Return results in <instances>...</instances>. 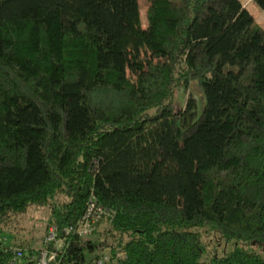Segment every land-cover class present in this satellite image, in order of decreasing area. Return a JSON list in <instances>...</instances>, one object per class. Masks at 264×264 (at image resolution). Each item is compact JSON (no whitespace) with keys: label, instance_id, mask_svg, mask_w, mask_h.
Listing matches in <instances>:
<instances>
[{"label":"trees","instance_id":"obj_1","mask_svg":"<svg viewBox=\"0 0 264 264\" xmlns=\"http://www.w3.org/2000/svg\"><path fill=\"white\" fill-rule=\"evenodd\" d=\"M146 19L138 0H0V229L30 207L45 232L75 224L94 196L102 237L70 235L61 264H264L199 231L264 250V28L241 0H149ZM191 80L200 114L173 105Z\"/></svg>","mask_w":264,"mask_h":264},{"label":"rangeland","instance_id":"obj_2","mask_svg":"<svg viewBox=\"0 0 264 264\" xmlns=\"http://www.w3.org/2000/svg\"><path fill=\"white\" fill-rule=\"evenodd\" d=\"M247 7L249 12L254 18L255 23L264 28V12L254 3L252 0H241ZM140 11V24L142 27H146V10L149 0H138ZM148 62L152 63L154 58L147 55L145 57ZM173 105L175 109L184 107L185 102L189 96H192L196 101V111L200 114L205 106V95L202 85L198 80H191L186 85H180L176 87L174 92ZM49 215L48 208L46 207H30L28 210L17 216L14 221L11 222L8 228H2V234L13 235L17 242L23 241L24 243L32 242L35 246L39 245L44 231V226ZM106 227V221H102L98 227L96 233L87 239H96L102 237V228ZM201 234V240L203 242L205 251L208 255L215 254L217 256H224L234 248H244L261 254L264 257V250L261 247H249L247 244L238 243L232 240L225 239L217 231H206L199 229ZM107 243L111 242L109 237L105 238ZM96 253L98 255L109 256L107 248H99ZM102 256V257H103Z\"/></svg>","mask_w":264,"mask_h":264},{"label":"built area","instance_id":"obj_3","mask_svg":"<svg viewBox=\"0 0 264 264\" xmlns=\"http://www.w3.org/2000/svg\"><path fill=\"white\" fill-rule=\"evenodd\" d=\"M104 217L105 208L94 196H90L75 224L62 227L56 224L50 225L34 251L30 252L18 245H13L3 235L0 236V249L10 253L8 264H61L66 253L68 237L70 235L78 238L92 236ZM105 259H99L97 264L105 262Z\"/></svg>","mask_w":264,"mask_h":264}]
</instances>
